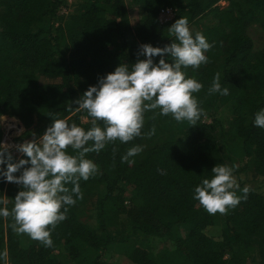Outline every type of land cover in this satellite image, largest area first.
<instances>
[{
  "label": "trees",
  "instance_id": "16d2710c",
  "mask_svg": "<svg viewBox=\"0 0 264 264\" xmlns=\"http://www.w3.org/2000/svg\"><path fill=\"white\" fill-rule=\"evenodd\" d=\"M80 1L59 15L70 8L67 0H0V117L21 123L18 141L39 139L56 119L89 130L91 118L74 101L117 66L131 70L146 59L138 55L140 45L171 44L168 28L180 17L188 26L203 22L193 35L212 45L206 65L182 69L203 84L193 95L206 117L191 126L146 112L141 137L88 153L99 171L80 180L83 199L51 232L53 247L15 232L11 216L0 217V264H111L112 255L132 264H264V191L255 182L237 180L250 192L226 215H211L194 199L195 187L216 165L235 166V177L250 171L264 178V129L254 125L264 109V45L256 51L247 35L252 24L264 33V0H130L142 14L133 24L125 0ZM166 9L175 16L162 23ZM217 73L227 95L209 94ZM2 137L0 127V144ZM133 146L143 149L130 158L134 163L121 162ZM12 157L13 163L27 159ZM6 167L0 164V172ZM20 190L0 175V201H7L0 208L11 211ZM94 196L95 212L88 215ZM164 237V248L155 252L152 240Z\"/></svg>",
  "mask_w": 264,
  "mask_h": 264
},
{
  "label": "clouds",
  "instance_id": "9594fccd",
  "mask_svg": "<svg viewBox=\"0 0 264 264\" xmlns=\"http://www.w3.org/2000/svg\"><path fill=\"white\" fill-rule=\"evenodd\" d=\"M168 31L175 38L171 44L163 48L140 45L138 55L146 59L138 60L131 70L128 64L117 66L114 72L98 80V86H89L82 97L74 101L77 108L85 110L91 118L89 130L75 123L69 125L65 119L53 120L39 139L15 146L27 157L16 163L12 162L9 151L12 146L0 144V164L7 166L0 175L22 189L16 194L11 211L7 207L0 208V217H12L11 227L15 232L28 235L46 248L53 247L51 232L67 218L69 206L83 199L80 180L87 181L99 171L86 155L98 154L116 141L128 143L141 137L146 112H153V119L156 114L171 115L175 121H187L191 126L197 125L202 116L206 117L193 95L204 86L195 78H186L182 69L206 65L209 60L205 53L212 45L199 32L193 36L187 17L177 19ZM165 54L171 63L165 61ZM155 56L162 57L158 64L153 63ZM220 79L217 73L209 94H228V89L221 87ZM71 108L69 105V110ZM98 122H102L103 127ZM254 125L264 129V109L255 114ZM155 132L153 126L145 135L150 138ZM68 148L76 154H68ZM142 150L141 146L129 148L121 162L134 163L130 158ZM112 151L115 154L117 148L113 147ZM234 170L235 166L216 165L211 169L212 177L203 179L195 187L194 199L209 214L226 215L247 199L250 188L240 189ZM18 171L20 175H14ZM238 190L243 194L237 195Z\"/></svg>",
  "mask_w": 264,
  "mask_h": 264
},
{
  "label": "rangeland",
  "instance_id": "374dc122",
  "mask_svg": "<svg viewBox=\"0 0 264 264\" xmlns=\"http://www.w3.org/2000/svg\"><path fill=\"white\" fill-rule=\"evenodd\" d=\"M67 2L69 5H71L70 8H62L61 11L59 12V15H65V14L67 15L69 13V11L72 10L74 8V6L81 1L80 0H67ZM125 3L128 7L129 20L133 24L138 20V18L142 14L139 12V10L136 7H132L130 0H125ZM218 5H220L221 7H225L228 5V2L227 1H221L220 3H218ZM174 16H175V11L171 10L169 19L170 18L173 19ZM159 20H160V17H159ZM160 21H162V20H160ZM163 23H165V22L163 21ZM201 24H203V22H200V24H197L198 26H193V25L189 26L192 34H194V32H196L197 28H201L200 27V26H202ZM247 35L250 36V38L253 40L254 49L256 51L260 50L263 47V45H264V33L262 32L259 25H257V24L250 25L247 29ZM207 122H209V121H207ZM183 123L185 125H189V123L187 121H183ZM0 127H1L2 132H3L1 144L11 145L12 147L9 149L11 154L16 156L17 158H20L22 153H19L16 150L15 146L22 144L26 141H31L35 137L31 136L28 139L18 141V138L23 133L24 128L22 127L21 123L14 117H9V116L0 117ZM235 178H236V180L240 179L241 181H244L249 185H251L252 183L255 182L252 185H254L255 187L259 186L260 187L259 189L264 191V178L259 177L255 174L251 173L250 171H246L245 173H241V174H239V177H235ZM97 198H98L97 196L92 197L91 201L87 204L86 213L88 215H92L93 212H95V206H96ZM164 241H165V237L162 239L152 240V245H151L152 249L155 252L163 249L164 247L161 244L164 243ZM109 259L111 261V264H132L125 256H122V255H120V256L119 255H112ZM6 264H10V263L6 262Z\"/></svg>",
  "mask_w": 264,
  "mask_h": 264
},
{
  "label": "built area",
  "instance_id": "2783aa9c",
  "mask_svg": "<svg viewBox=\"0 0 264 264\" xmlns=\"http://www.w3.org/2000/svg\"><path fill=\"white\" fill-rule=\"evenodd\" d=\"M170 13H171V9H166L164 12L160 14L159 17H160V20H162V23L163 21L166 23L172 20L171 18L169 19Z\"/></svg>",
  "mask_w": 264,
  "mask_h": 264
}]
</instances>
